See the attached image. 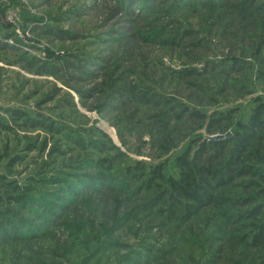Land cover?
<instances>
[{"label":"rangeland","instance_id":"obj_1","mask_svg":"<svg viewBox=\"0 0 264 264\" xmlns=\"http://www.w3.org/2000/svg\"><path fill=\"white\" fill-rule=\"evenodd\" d=\"M263 7L0 0V176L32 185L29 199L56 213L41 235L0 244V264H264L245 217L264 206V184L227 165L264 102ZM227 134L222 154L199 164L210 201L172 216L147 186L151 169L178 179L179 157ZM247 149L242 160L264 175V144Z\"/></svg>","mask_w":264,"mask_h":264},{"label":"trees","instance_id":"obj_2","mask_svg":"<svg viewBox=\"0 0 264 264\" xmlns=\"http://www.w3.org/2000/svg\"><path fill=\"white\" fill-rule=\"evenodd\" d=\"M255 105L250 115L249 122L241 127L243 133L242 135H238L239 143L237 147H235V155L228 161L227 165L230 163L235 166V169H232L234 177L243 178L252 176L258 178L264 184V175H259L257 172L253 171L254 167L246 165V161L242 160V156L247 153V148H250L251 144H257V146L264 144V102L261 98H258L255 100ZM231 112H229V117L232 115ZM195 116L196 119H206V116L203 115ZM212 123L217 124L213 125L215 127H219L221 124L218 121H213L210 123V126H212ZM210 128L213 129V127ZM231 140L232 139L219 142L208 140L201 144L196 158L194 156L191 157L190 152L179 157L177 159L180 170L178 179L166 181L161 166L151 169L150 176L147 177L148 179L146 178L147 186L149 190L156 189V194L161 197L160 201H162L163 204L168 203L169 200L171 201L169 209H171L172 216L181 215V217L185 216V219L196 217L205 207L207 201H210L209 194L203 192L202 187V182H204L202 181V176L208 174L209 169L199 164L202 163V158H204V156L209 157V160L216 156L213 155L212 152L210 153V150H213L214 153L222 154L223 146ZM135 175L136 177L138 176L137 174ZM135 175H133V177ZM206 183L208 182L206 181ZM262 183H256L252 186L261 189ZM208 186L210 185L208 184ZM35 192L36 189L32 185L22 188L17 184L13 185L11 182L7 181L5 177L0 176V244L7 241L25 240L37 234L41 235V227L44 224L53 222L47 219L51 216H55V211L49 210L48 206L41 203L42 200L37 201L29 199ZM163 192H166L167 197L162 198ZM261 192V194H264V191ZM252 204H254L253 201L247 200L245 201L244 207L252 206ZM12 206H16L21 210L26 207L27 210L31 209L32 212H37V208L41 209V213H44V218L33 224L29 219L17 214V212L12 209ZM263 210L264 206L259 204L252 207L245 216L246 220L250 223V228H252L250 246L258 250L264 249Z\"/></svg>","mask_w":264,"mask_h":264},{"label":"water","instance_id":"obj_3","mask_svg":"<svg viewBox=\"0 0 264 264\" xmlns=\"http://www.w3.org/2000/svg\"><path fill=\"white\" fill-rule=\"evenodd\" d=\"M231 138V134H227L226 136H215L210 138V141L219 142L229 140Z\"/></svg>","mask_w":264,"mask_h":264}]
</instances>
